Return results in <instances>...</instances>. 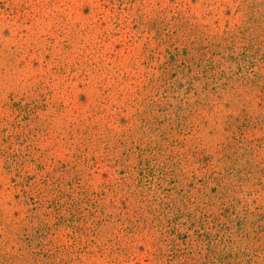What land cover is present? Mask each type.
Here are the masks:
<instances>
[{
  "label": "rangeland",
  "instance_id": "obj_1",
  "mask_svg": "<svg viewBox=\"0 0 264 264\" xmlns=\"http://www.w3.org/2000/svg\"><path fill=\"white\" fill-rule=\"evenodd\" d=\"M0 264H264V0H0Z\"/></svg>",
  "mask_w": 264,
  "mask_h": 264
}]
</instances>
